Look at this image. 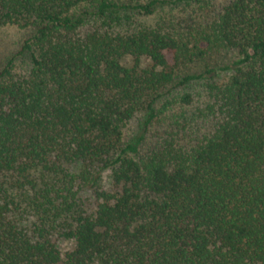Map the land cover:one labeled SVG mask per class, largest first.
<instances>
[{"label": "trees", "instance_id": "16d2710c", "mask_svg": "<svg viewBox=\"0 0 264 264\" xmlns=\"http://www.w3.org/2000/svg\"><path fill=\"white\" fill-rule=\"evenodd\" d=\"M182 1L0 0V264H264V0L133 24Z\"/></svg>", "mask_w": 264, "mask_h": 264}, {"label": "rangeland", "instance_id": "374dc122", "mask_svg": "<svg viewBox=\"0 0 264 264\" xmlns=\"http://www.w3.org/2000/svg\"><path fill=\"white\" fill-rule=\"evenodd\" d=\"M229 0H188L182 1L176 5L164 6L163 8H159L154 15L144 16L139 14H134L132 17L133 24L135 25H156L160 23L167 30H174L175 32H183L187 33L191 29H195L196 27L205 24L211 21L222 9V7ZM91 24H87L83 27V30L90 29ZM26 33L19 29L13 27H5L0 29V67L2 65L3 59H5L11 53H15L17 50V43H19L23 38H25ZM8 54V55H7ZM239 54L235 50H222L207 57L197 60L192 64L187 66H183L182 71L185 72H202L205 69L216 68L222 69L223 67L231 65L233 62L239 59ZM121 62L126 66L132 65V60L130 58L124 57ZM147 65V61L143 62ZM17 65L21 66L23 63L18 59ZM194 97H198L197 94L194 93ZM194 105L190 107H185V114L190 115L194 113L197 107L201 106V102L205 101L204 99H194ZM174 112L178 113L181 111V108L178 105L173 107ZM207 123L204 122L200 125L201 131L200 133L206 130ZM134 129V124L133 127ZM160 127L158 125H154L150 134L147 136V140L142 148L146 150L150 145L149 139L150 136L155 137V133L158 131ZM24 207V206H22ZM58 247L61 249V252L64 253L67 250H70L73 246L72 241L59 240L57 243Z\"/></svg>", "mask_w": 264, "mask_h": 264}]
</instances>
